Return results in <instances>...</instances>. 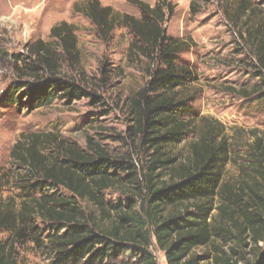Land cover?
Here are the masks:
<instances>
[{
	"label": "trees",
	"instance_id": "obj_1",
	"mask_svg": "<svg viewBox=\"0 0 264 264\" xmlns=\"http://www.w3.org/2000/svg\"><path fill=\"white\" fill-rule=\"evenodd\" d=\"M140 16L117 13L99 0H89L86 14L98 35L108 40L117 25L129 29L132 41L127 57L144 66L145 84L128 98L129 135L146 157L143 166L116 159L89 137L83 147L58 133L34 132L11 150L12 167L0 168V190L15 181L21 194L0 196V264H18V250L27 243L50 264H159L154 244L166 253L168 264H198L192 251L210 245L215 237L232 234L228 220H242L256 247L263 242L259 264H264V142L257 138L248 148L252 173L235 189L223 182L229 161L227 139L214 125L196 131L189 156L179 160L175 147L195 132L192 110L197 79L179 55L195 42L167 33L165 23L174 11L169 0L152 5L132 0ZM241 0L236 20L249 10ZM249 29V30H248ZM253 45L256 77L260 83L246 95L264 90V31L247 27ZM50 40L39 39L29 54H15L18 78L0 103L39 108L56 99L72 103L82 97L100 101L93 77L62 74L65 62L85 75L74 26L66 21L51 28ZM18 171L20 174H15ZM118 188L123 198L108 200ZM218 197V215L209 214ZM239 241L247 245L244 237ZM217 264H237L217 247ZM234 254L241 250L234 249Z\"/></svg>",
	"mask_w": 264,
	"mask_h": 264
},
{
	"label": "rangeland",
	"instance_id": "obj_2",
	"mask_svg": "<svg viewBox=\"0 0 264 264\" xmlns=\"http://www.w3.org/2000/svg\"><path fill=\"white\" fill-rule=\"evenodd\" d=\"M89 0H0V99L18 78L14 55H28L37 40H50L51 28L66 21L74 26L80 62L85 75L74 64L65 62L62 74L80 78L93 77L95 92L100 101L82 97L72 103L56 99L39 108L20 107L14 103H0V168L12 167L11 150L14 144L34 132L58 133L62 138L85 147L89 137L107 149L116 159L127 158L143 166L146 157L129 135L128 98L146 82L144 66L129 62L127 52L132 41L129 29L117 25L107 40L98 35L97 27L86 14ZM120 14L140 16L139 7L132 0H99ZM155 5L159 0H143ZM174 11L168 14L165 27L169 35L192 38L194 46L182 52L179 62L189 65L197 79L190 85L194 94L192 110L186 116L194 118L195 132L175 147L179 160L189 156L190 143L196 131L204 125H214L215 133L227 139L229 161L223 169V182L235 189L252 173L247 159L248 148L257 138L264 142V90L246 95L257 83L254 47L247 39V27H262L264 31V0H249L250 8L236 20L241 0H169ZM249 30V29H248ZM15 174H20L15 171ZM10 181L0 190V196H18L20 189ZM108 200L123 198L118 188L106 194ZM216 197L209 214L218 215ZM242 220H228L232 234L215 237L206 246L192 251L198 264H217V247L227 252L237 264H259L263 242L256 247L247 231H242ZM245 238L247 245L239 241ZM9 233H0L6 240ZM234 249L241 250L234 254ZM153 251L159 264H168L166 253L154 244ZM18 264H50L30 243L20 246Z\"/></svg>",
	"mask_w": 264,
	"mask_h": 264
}]
</instances>
